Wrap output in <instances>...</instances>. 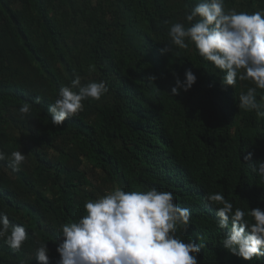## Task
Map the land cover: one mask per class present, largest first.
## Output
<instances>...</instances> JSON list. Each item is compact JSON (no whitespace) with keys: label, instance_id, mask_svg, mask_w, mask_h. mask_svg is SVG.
Listing matches in <instances>:
<instances>
[{"label":"trees","instance_id":"obj_1","mask_svg":"<svg viewBox=\"0 0 264 264\" xmlns=\"http://www.w3.org/2000/svg\"><path fill=\"white\" fill-rule=\"evenodd\" d=\"M198 2L0 0V151L27 154L16 172L0 161V212L28 233L18 251L0 238V264H38L42 244L56 264L61 226L78 220L87 200L117 186L165 188L154 170L160 148L207 195L219 192L245 210L264 209V180L243 160L248 152L253 161L264 160V119L237 106L252 85L223 86V73L191 43L159 52L170 26L186 23ZM225 9L254 12L264 9V0H225ZM186 68L197 82L170 96L173 73L183 78ZM149 74L157 76L153 83ZM77 75L82 84L105 81L109 92L100 101H84L83 111L62 127L53 126L48 104ZM35 96L41 103L22 115L20 106ZM261 96L264 90H257ZM179 198L195 219L197 200L189 191ZM221 236L205 219L184 232L187 240L207 242L201 264H238V257L215 249Z\"/></svg>","mask_w":264,"mask_h":264},{"label":"clouds","instance_id":"obj_2","mask_svg":"<svg viewBox=\"0 0 264 264\" xmlns=\"http://www.w3.org/2000/svg\"><path fill=\"white\" fill-rule=\"evenodd\" d=\"M184 19L186 23L170 26L169 40L159 49L160 54H171L173 46L187 49L191 43L199 56L223 73V86L233 88L238 81L252 85L240 93L237 106L264 119V96L257 97V90H264V9L237 12L226 10L225 0H199ZM146 78L153 83L157 76L149 74ZM196 82L197 75L186 68L183 78L173 73L167 92L179 96ZM108 92L103 80L82 84L81 77L75 76L48 104L52 125L62 127L66 119L83 111L84 101H100ZM40 103L41 97L35 96L31 103H23L19 112L27 115ZM26 155L20 149L10 155L0 151V161H7V167L16 172ZM253 155L248 152L243 160L264 180V160L253 161ZM154 161L156 179H162L166 187L125 191L117 186L95 200H87L84 214L61 226V234L55 239L59 255L56 264H201L198 256L207 242L184 237L191 222L198 219H205L222 233L220 242L214 240L215 249L238 257V264L243 260L244 264H264V209L245 210L219 192L207 195L200 184L183 175L169 151L160 148ZM180 191H189L197 200L193 220L192 209L185 208L187 204L179 198ZM0 238L18 251L28 233L0 212ZM35 259L38 264H50L46 244L36 250Z\"/></svg>","mask_w":264,"mask_h":264},{"label":"bare ground","instance_id":"obj_3","mask_svg":"<svg viewBox=\"0 0 264 264\" xmlns=\"http://www.w3.org/2000/svg\"><path fill=\"white\" fill-rule=\"evenodd\" d=\"M202 202H204V200H202Z\"/></svg>","mask_w":264,"mask_h":264}]
</instances>
